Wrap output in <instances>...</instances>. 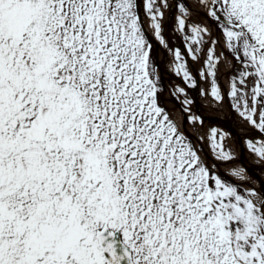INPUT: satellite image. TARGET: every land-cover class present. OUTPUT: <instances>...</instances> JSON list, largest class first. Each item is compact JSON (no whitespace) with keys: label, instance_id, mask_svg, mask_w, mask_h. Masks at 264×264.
I'll return each mask as SVG.
<instances>
[{"label":"snow or ice","instance_id":"1","mask_svg":"<svg viewBox=\"0 0 264 264\" xmlns=\"http://www.w3.org/2000/svg\"><path fill=\"white\" fill-rule=\"evenodd\" d=\"M174 8L172 34L264 163V0H200L196 20L185 0H0V264H264V186L220 171L230 131L194 139L166 99L204 125L154 55L150 33L199 86L164 34Z\"/></svg>","mask_w":264,"mask_h":264},{"label":"water","instance_id":"2","mask_svg":"<svg viewBox=\"0 0 264 264\" xmlns=\"http://www.w3.org/2000/svg\"><path fill=\"white\" fill-rule=\"evenodd\" d=\"M191 10H195L193 9L192 7H190ZM175 9V8H174ZM172 9L169 13H168V17L167 19H165L164 21V24H163V29H164V33L166 34V36H169L168 34V26L171 25V28L173 29V24L171 22V13L173 12ZM198 11V10H197ZM199 12V11H198ZM173 37V39L175 40V47H180V44H179V41L177 40V37L176 35L172 34L171 35ZM150 37L152 39V42H153V45H154V50L156 52V55L158 57V64L160 66V68L162 69V64L160 63L159 61V55H158V44L156 43V40L154 38V36L152 35V33H150ZM161 47V46H160ZM182 51L184 52L183 48H182ZM185 53V52H184ZM185 55H187L185 53ZM187 59H188V62H195L193 59H191L188 55H187ZM231 69H227L225 71H223L220 75H219V79L221 80L222 78V75L224 73H228ZM194 76L197 78L198 80V83H199V75H198V72L196 69H194ZM197 89L198 87H192L190 88V92H191V99L194 100V109H197V106H196V101H197V97H198V93H197ZM228 99L229 98H226V100L224 101L225 104L227 105V107L230 109V117L229 119H224V118H220L218 116H215L213 114H211L210 112L208 111H205V112H202L204 114V123L208 124L209 123H213V125H216V126H221L223 125L224 129L226 131H230L231 133V138H232V141H233V144H234V147L236 149V151L238 152L239 156L241 157L244 165L247 167V169L251 172V174H253L257 181L259 182V185L258 184H250L251 186L253 187H260V186H264V176L261 174V172L263 171L264 169V163H258V162H254L252 160H250L244 153V151L242 150L241 146H240V143L242 142V140L244 139H241V137L245 136V133H241L239 132L236 124H235V112H234V109L231 108V105L230 103L228 102ZM176 104H178L176 101H174ZM201 112V111H200ZM182 114H184L182 112ZM183 120V119H182ZM248 135L249 136H257V137H260V134L258 133L257 130L255 131H251V132H248ZM261 184V185H260Z\"/></svg>","mask_w":264,"mask_h":264},{"label":"bare ground","instance_id":"3","mask_svg":"<svg viewBox=\"0 0 264 264\" xmlns=\"http://www.w3.org/2000/svg\"><path fill=\"white\" fill-rule=\"evenodd\" d=\"M186 1V3H188L189 5H191L192 7H194L196 10H198V11H200L199 10V4H200V0H198V1H196V0H185ZM193 20H196V18L195 17H193L192 18ZM153 34V36H154V33H152ZM155 37V36H154ZM155 39H156V41H157V43L158 44H160L159 43V41H158V39L155 37ZM169 40H170V38H169ZM172 44V43H171ZM163 53H164V58H165V60H168L170 63L169 64H171V53H169V52H167L165 49H163L162 48V50H161ZM161 53V52H160ZM228 65V64H227ZM164 70V69H163ZM165 74L167 75V76H171V77H173V79H172V81L173 82H178V80H176L177 78H179L178 77V75H175V73H172L171 74V71L169 70V68H168V66H167V70L165 71ZM173 75V76H172ZM221 84H222V86H226L227 85V80L225 79V77H223L222 78V81H221ZM206 99H207V103L208 104H210V105H212L213 106V100H212V97H211V95L210 94H207V97H206ZM169 102V101H168ZM207 104V105H208ZM169 106L171 107V106H173L172 104H171V102H169ZM209 108H210V106H209ZM226 109V108H225ZM211 111H213V112H217L219 115H222L223 117H228L229 116V110L228 109H226V110H220V111H218V110H212L211 109ZM176 116H177V114H176ZM240 126H241V124H237V128H238V130L240 131ZM253 129H251V128H249L248 129V132L249 131H252ZM240 132H242V131H240ZM203 146L206 148V149H209L210 147V145H208V143H206L205 141L203 142ZM209 147V148H208ZM243 147H244V144H243ZM242 147V148H243ZM251 160L253 159L251 156H249V155H247ZM236 164H241V162H239V160L237 159V160H235V164L234 165H236ZM231 165H222L221 166V168H220V170L221 171H223L224 173H226L227 175H229L230 174V172H231ZM262 174H263V176H264V170L262 171ZM255 180L256 179H253L251 182H254L255 183ZM245 183H247V181H245Z\"/></svg>","mask_w":264,"mask_h":264},{"label":"rangeland","instance_id":"4","mask_svg":"<svg viewBox=\"0 0 264 264\" xmlns=\"http://www.w3.org/2000/svg\"><path fill=\"white\" fill-rule=\"evenodd\" d=\"M196 1H198V0H196ZM183 35V37H184V34H182ZM186 45V44H185ZM202 65V64H201ZM227 66V62L226 61H224L223 59L219 62V64H218V73L221 71V69H224L225 67ZM172 67L174 68V70H175V65H174V63H173V65H172ZM217 77H218V75H217ZM217 80H218V78H217ZM210 81H211V77H208V80L206 81L205 79H204V77H203V82H202V87L203 88H207V89H209L210 90V87H211V84H210ZM213 100H214V98H213ZM214 105V107L216 108L217 107V110L218 111H222V110H226L227 109V106L225 105V103L224 102H215L214 101V103H213ZM226 108V109H225ZM237 123L238 124H242V120H241V118H240V116L238 115V121H237ZM205 128H199V125L197 124L196 125V133L197 134H200L201 135V133H202V135L204 134V136H206V133H205V130H204ZM207 137V136H206ZM256 140L257 141H259L260 140V138H256ZM225 146H226V148H233L232 146H231V142H230V139H229V137L228 138H226V140H225ZM208 145H210V143L208 144ZM245 145H246V142H245ZM210 147V146H209ZM208 147V148H209ZM246 148H247V146H246ZM248 149V148H247ZM249 151V153L248 154H251L252 156H254V157H257L255 154H253L252 152H251V150L250 149H248ZM209 152H211V149L209 148ZM234 152L236 153V157H238V158H240V156L238 155V153L234 150ZM235 157V158H236ZM239 160V159H238ZM240 160H241V158H240ZM242 161V160H241ZM240 162V161H239ZM227 163H225V165H226ZM234 164H235V160L232 162V164H227V165H231V166H234Z\"/></svg>","mask_w":264,"mask_h":264},{"label":"flooded vegetation","instance_id":"5","mask_svg":"<svg viewBox=\"0 0 264 264\" xmlns=\"http://www.w3.org/2000/svg\"><path fill=\"white\" fill-rule=\"evenodd\" d=\"M178 2H179V0H178ZM184 42H185V40H184ZM155 55V54H154Z\"/></svg>","mask_w":264,"mask_h":264}]
</instances>
